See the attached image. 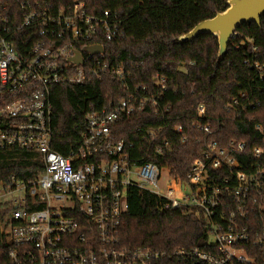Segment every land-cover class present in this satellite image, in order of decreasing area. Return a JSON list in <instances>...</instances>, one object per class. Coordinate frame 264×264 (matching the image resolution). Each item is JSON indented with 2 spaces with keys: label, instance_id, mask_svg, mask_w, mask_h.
Here are the masks:
<instances>
[{
  "label": "built area",
  "instance_id": "2783aa9c",
  "mask_svg": "<svg viewBox=\"0 0 264 264\" xmlns=\"http://www.w3.org/2000/svg\"><path fill=\"white\" fill-rule=\"evenodd\" d=\"M21 5L26 11L19 24L11 23L0 10V149L34 153L43 170L29 178L11 175L0 180V232L11 245V263L264 264L262 125L255 124L259 138L243 163L236 154L244 153L246 141L232 138L225 145L207 141L185 182L171 175L169 165L141 162L144 156L134 155L136 143L116 138L113 127L122 116L142 113L147 107L157 115L166 111L159 98L164 96L167 79L157 74L151 85L130 88L124 66L107 60L104 44L120 34L118 14L108 9L93 13L83 0L67 7ZM20 32L35 41L23 53L14 42ZM92 46L102 50L92 52ZM78 52L80 61L75 59ZM252 66L263 78L264 64L254 61ZM107 77L127 88V95L89 110L80 140L67 155L54 150L52 86L84 85ZM260 105L240 91L225 109L240 116ZM205 113V105L199 104L198 118ZM194 124L207 133L213 131L210 123L197 119ZM162 131L160 126L143 135L158 155L168 145ZM173 132L181 142L187 141L182 125H175ZM131 186L162 197L165 210L190 207L202 213L209 248L168 253L124 246L121 230Z\"/></svg>",
  "mask_w": 264,
  "mask_h": 264
},
{
  "label": "trees",
  "instance_id": "16d2710c",
  "mask_svg": "<svg viewBox=\"0 0 264 264\" xmlns=\"http://www.w3.org/2000/svg\"><path fill=\"white\" fill-rule=\"evenodd\" d=\"M76 0H0V10L11 23L19 24L26 11L22 3L67 7ZM93 13L105 9L117 13L120 34L105 42V55L114 65H122L130 74V88L151 85L155 75L167 79L164 96L159 98L165 109L155 114L147 107L142 113L122 116L114 125L116 138L135 142L134 155L140 161L169 165L172 176L187 180L191 164L202 155L207 141L225 145L230 139L247 143L243 156L250 155L258 141L255 124L264 128V77L252 66L264 64V15L260 24H240L231 38L225 56L219 60L218 38L201 33L190 41L178 38L200 21L214 17L228 7V0H83ZM20 32L14 39L20 53L35 41ZM27 37V39H26ZM240 91H246L249 101L260 106L248 109L240 116L225 107ZM128 89L109 77L84 85L58 84L51 88L52 147L62 155L76 146L85 126V114L101 109L110 101H119ZM203 103L206 113L198 118L197 106ZM254 116L253 121L249 117ZM210 123L207 133L194 124ZM182 125L187 141L181 142L173 127ZM163 126L162 137L168 141L163 155L155 154L150 138L143 139L148 129ZM245 169V166H244ZM43 170L38 156L18 148L0 149V180L11 175L29 178ZM129 208L124 216L121 242L127 247H151L170 253L178 248L208 249L209 232L206 219L195 208L163 209L164 199L138 187L128 188ZM3 219L0 216V222ZM11 247L0 232V264H12L8 256ZM177 264H187L178 263Z\"/></svg>",
  "mask_w": 264,
  "mask_h": 264
},
{
  "label": "water",
  "instance_id": "95a60500",
  "mask_svg": "<svg viewBox=\"0 0 264 264\" xmlns=\"http://www.w3.org/2000/svg\"><path fill=\"white\" fill-rule=\"evenodd\" d=\"M228 7L214 17L200 21L190 31L182 34L178 41H190L201 33H212L218 38V59L221 60L229 47L230 40L236 28L245 22H256L260 24L261 16L264 15V0H228ZM92 52L102 50L101 46L89 48ZM80 61L79 52L75 58Z\"/></svg>",
  "mask_w": 264,
  "mask_h": 264
},
{
  "label": "rangeland",
  "instance_id": "374dc122",
  "mask_svg": "<svg viewBox=\"0 0 264 264\" xmlns=\"http://www.w3.org/2000/svg\"><path fill=\"white\" fill-rule=\"evenodd\" d=\"M164 176L167 177V174L164 173ZM163 181H164V180H162V184H163L162 186H164V182H163Z\"/></svg>",
  "mask_w": 264,
  "mask_h": 264
}]
</instances>
